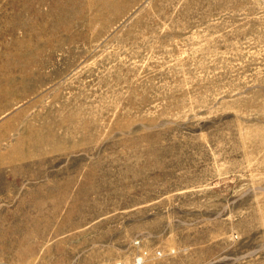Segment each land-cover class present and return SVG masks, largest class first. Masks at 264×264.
I'll list each match as a JSON object with an SVG mask.
<instances>
[{
    "label": "rangeland",
    "instance_id": "rangeland-1",
    "mask_svg": "<svg viewBox=\"0 0 264 264\" xmlns=\"http://www.w3.org/2000/svg\"><path fill=\"white\" fill-rule=\"evenodd\" d=\"M0 264H264V0H0Z\"/></svg>",
    "mask_w": 264,
    "mask_h": 264
},
{
    "label": "bare ground",
    "instance_id": "bare-ground-1",
    "mask_svg": "<svg viewBox=\"0 0 264 264\" xmlns=\"http://www.w3.org/2000/svg\"><path fill=\"white\" fill-rule=\"evenodd\" d=\"M138 262V261H137Z\"/></svg>",
    "mask_w": 264,
    "mask_h": 264
}]
</instances>
